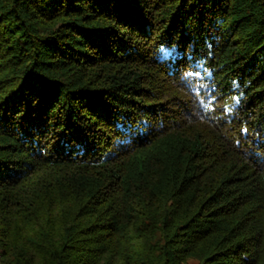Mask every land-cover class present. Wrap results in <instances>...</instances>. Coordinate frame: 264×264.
I'll list each match as a JSON object with an SVG mask.
<instances>
[{"label":"trees","instance_id":"1","mask_svg":"<svg viewBox=\"0 0 264 264\" xmlns=\"http://www.w3.org/2000/svg\"><path fill=\"white\" fill-rule=\"evenodd\" d=\"M0 264H264V0H0Z\"/></svg>","mask_w":264,"mask_h":264},{"label":"built area","instance_id":"2","mask_svg":"<svg viewBox=\"0 0 264 264\" xmlns=\"http://www.w3.org/2000/svg\"><path fill=\"white\" fill-rule=\"evenodd\" d=\"M0 257H1V253H0Z\"/></svg>","mask_w":264,"mask_h":264}]
</instances>
